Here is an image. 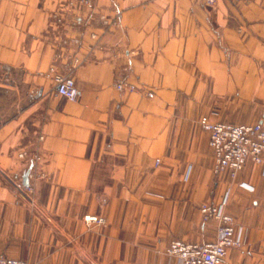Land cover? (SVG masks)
<instances>
[{"label": "crops", "instance_id": "1", "mask_svg": "<svg viewBox=\"0 0 264 264\" xmlns=\"http://www.w3.org/2000/svg\"><path fill=\"white\" fill-rule=\"evenodd\" d=\"M71 1L0 0V253L180 264L169 244L214 241L199 208L223 203L243 242L224 264H264V165L216 176L200 124H264V0Z\"/></svg>", "mask_w": 264, "mask_h": 264}, {"label": "built area", "instance_id": "2", "mask_svg": "<svg viewBox=\"0 0 264 264\" xmlns=\"http://www.w3.org/2000/svg\"><path fill=\"white\" fill-rule=\"evenodd\" d=\"M241 1V0H235ZM206 5L215 6L217 0H205ZM83 5L93 8L92 0H72L69 6ZM57 20L62 21L58 16ZM101 20L106 28L117 25V20H110L102 15ZM94 36H96L94 34ZM78 43L79 39L74 38ZM77 63L78 60L75 59ZM52 71H54L52 69ZM53 80L56 85V92L59 96L74 101L79 96L75 79L71 74L54 73ZM119 90L134 91L137 86L128 82L116 83ZM153 97L152 92H147ZM202 128L209 133V146L213 151L214 164L213 173L221 177L227 174L235 179L243 170L246 163L251 161L255 164L264 165V124L262 122L234 124L227 122H212L207 116L200 120ZM27 152L19 154L21 158L27 157ZM35 160L40 156L35 155ZM159 160H157V164ZM200 212L203 222L215 221L217 223V237L214 241L205 243H189L182 240L172 241L166 253L169 256L178 258L180 264H224L228 252L232 248H241L243 242L237 234L235 219L226 213L223 203H202ZM87 222L103 223L102 216H86ZM0 264H28L24 260L11 258L0 253Z\"/></svg>", "mask_w": 264, "mask_h": 264}, {"label": "water", "instance_id": "3", "mask_svg": "<svg viewBox=\"0 0 264 264\" xmlns=\"http://www.w3.org/2000/svg\"><path fill=\"white\" fill-rule=\"evenodd\" d=\"M27 179H28V176L25 177V180H26V184H27Z\"/></svg>", "mask_w": 264, "mask_h": 264}, {"label": "rangeland", "instance_id": "4", "mask_svg": "<svg viewBox=\"0 0 264 264\" xmlns=\"http://www.w3.org/2000/svg\"><path fill=\"white\" fill-rule=\"evenodd\" d=\"M249 88H250V86H249Z\"/></svg>", "mask_w": 264, "mask_h": 264}]
</instances>
